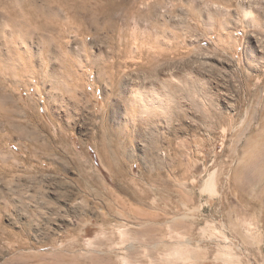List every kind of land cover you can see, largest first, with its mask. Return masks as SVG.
Masks as SVG:
<instances>
[{
  "label": "rangeland",
  "instance_id": "374dc122",
  "mask_svg": "<svg viewBox=\"0 0 264 264\" xmlns=\"http://www.w3.org/2000/svg\"><path fill=\"white\" fill-rule=\"evenodd\" d=\"M71 2L0 0V264H264V0Z\"/></svg>",
  "mask_w": 264,
  "mask_h": 264
},
{
  "label": "bare ground",
  "instance_id": "6f19581e",
  "mask_svg": "<svg viewBox=\"0 0 264 264\" xmlns=\"http://www.w3.org/2000/svg\"><path fill=\"white\" fill-rule=\"evenodd\" d=\"M64 1H66V0H64ZM74 2L75 3L71 2L72 4H74V6L71 7L72 14H73L75 20H77L79 23L80 22L84 23L85 21H83L84 20L83 16L88 14L87 13L88 12L87 11L88 10V4H87L88 0H74ZM27 4H28V9H27L26 15L29 17V18L27 17L28 20H30L31 23L33 24L34 30H42L44 28V26H48V25L55 23V20L57 19V18H55L56 15H54L53 17L52 16L47 17V16H45V13L43 14L44 11L43 10L41 11V9H39V7L37 5H34L30 1ZM100 8H102V6H100ZM6 17H7L8 25L15 26L17 24V18L19 17V14L14 10V8L12 6H10L7 13H6ZM50 17H52V18L50 19ZM41 18H43V22L41 21ZM93 22H94V20H93ZM42 68H43V72L45 73V70H46V74L48 75V71H47V69H45L46 67L42 65V67L39 70H41ZM263 145H264V143H263ZM37 260H38L37 256H27L24 258L22 257V261L23 262L25 261L26 263H29L31 261H37Z\"/></svg>",
  "mask_w": 264,
  "mask_h": 264
}]
</instances>
